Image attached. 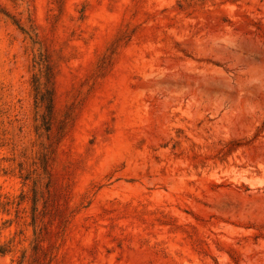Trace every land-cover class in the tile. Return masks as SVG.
Segmentation results:
<instances>
[{
    "label": "rangeland",
    "instance_id": "374dc122",
    "mask_svg": "<svg viewBox=\"0 0 264 264\" xmlns=\"http://www.w3.org/2000/svg\"><path fill=\"white\" fill-rule=\"evenodd\" d=\"M0 264H264V0H0Z\"/></svg>",
    "mask_w": 264,
    "mask_h": 264
}]
</instances>
